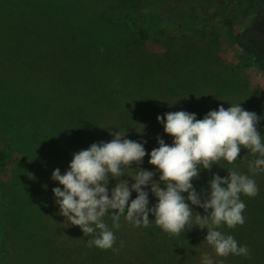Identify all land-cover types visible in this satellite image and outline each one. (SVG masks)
<instances>
[{"label": "rangeland", "instance_id": "1", "mask_svg": "<svg viewBox=\"0 0 264 264\" xmlns=\"http://www.w3.org/2000/svg\"><path fill=\"white\" fill-rule=\"evenodd\" d=\"M131 4L157 14L151 42L145 46L133 45L125 20L107 19L132 14ZM160 20L172 22V29L157 41L154 33ZM236 33L257 46L264 63V1L0 0V147L9 148L12 155L10 163L0 167V246L4 251L0 264H74L73 236L79 234L86 241L78 226L63 227L64 217L58 214L51 191L58 182L50 177L55 168L63 174L72 154L82 150L75 115L89 114L87 86L92 82L110 86L126 76L135 100L126 104L123 115L138 122V129L151 125L163 130L162 124L150 120L152 109L142 105L140 96L151 82H168L175 85L176 94L168 95L175 103L193 97L195 87L202 103L212 100L211 106L194 112L197 119L220 105L227 109L230 103H240L261 118L257 128L264 135V75L235 42ZM178 34L183 39L173 36ZM79 48L97 54L87 58L88 64L100 59L112 70L97 72L82 62L90 70L83 72L82 79L59 78L54 53ZM167 58H173L174 64L167 61L161 66L159 60ZM185 58L191 59L189 65L179 69L180 59ZM126 65L141 67L143 73L145 65H150L153 76L136 88L134 78L125 74ZM220 76L224 81L217 85ZM209 86L213 90L201 95V88ZM170 108L171 112H192L180 105ZM239 155L255 158L244 148ZM236 166L235 161L232 170ZM253 178L264 195V173ZM244 224L259 227L257 243L250 251L253 264H264V221L251 214Z\"/></svg>", "mask_w": 264, "mask_h": 264}, {"label": "clouds", "instance_id": "2", "mask_svg": "<svg viewBox=\"0 0 264 264\" xmlns=\"http://www.w3.org/2000/svg\"><path fill=\"white\" fill-rule=\"evenodd\" d=\"M156 119L172 138L170 144L157 136L158 147L149 152L146 140L128 139L126 131H112L108 126L104 128L112 136L110 141L93 142L74 152L63 174L59 168L53 169L50 178L58 182L51 189L53 203L64 217L63 227L78 226L85 236L92 237L88 247L113 251V229L120 228L121 217L138 228L154 222L173 236L195 227L206 229L203 241L216 258H251L246 245L219 229L243 225L246 205L240 197L253 198L259 193L253 177L264 173V135L257 128L261 118L240 103H230L227 109L220 105L209 110L201 119L185 110L165 112ZM136 131L142 134L143 127ZM241 148L255 157L248 162L251 175L236 170H227L223 177L212 173L206 194L197 190L193 180L200 178L202 170L220 166L221 161L234 163ZM146 155L148 164L155 166L153 170L140 166ZM156 173L158 179H154ZM110 179L116 181L113 187H109ZM150 194L155 198L151 205ZM192 206L203 209L204 214ZM106 216L112 221L111 229L104 221ZM201 264H223V260L204 253Z\"/></svg>", "mask_w": 264, "mask_h": 264}, {"label": "trees", "instance_id": "3", "mask_svg": "<svg viewBox=\"0 0 264 264\" xmlns=\"http://www.w3.org/2000/svg\"><path fill=\"white\" fill-rule=\"evenodd\" d=\"M131 8L135 9L132 14L126 13L122 15V17L117 15L114 17H107V19L111 21L125 20L127 23L126 26L130 30L133 45L137 47L145 46L151 42V26L153 20L157 17V14L145 7L142 9H136L134 4H131ZM12 24L13 23H11V25ZM156 26L158 29L155 30L154 38L158 41L161 40L166 34V30L172 29V22L160 20ZM168 36L171 35L168 34ZM173 36L183 39L181 34ZM27 37L31 36L28 35ZM234 40L242 52L251 58L254 65H256L264 75V63L257 46L251 42L242 40L240 33H236ZM92 54L96 53L91 52L87 48H79L78 50H59L58 52H55L54 59L59 71L58 77L65 79H82L83 72L87 71L89 73L90 71L88 67L82 64V62L86 63L90 68L96 67L97 72H104L107 70V72H109L112 70L111 66L109 67L106 63H102L100 59L99 62H95V65L88 64L86 60L89 57L93 58ZM173 60V58H167V60L160 59L159 62L162 63L161 66H164L168 62L173 65ZM188 60L187 58L184 60L180 59L181 64L179 69L183 66L189 65L191 59L188 58ZM133 66L134 65H126L125 74L134 78L136 88L140 81L148 82L151 80L153 75L151 70L152 67L150 65H145L146 72L144 73L142 72L141 67ZM157 70H162V68ZM140 75H142V78H140ZM209 81L210 80H208V82ZM216 81L218 85L224 81V77L220 76L216 79ZM126 82L127 79L125 76L118 80V82H116L114 85L112 84L110 86H104L105 84L102 82V84L92 82L89 84V86H87L91 93L88 94L86 102V106L90 110H87L89 114L86 116H81V114L77 113L75 115L74 122V128L76 129L79 137L78 144L81 145L80 147L82 149H86L93 142H98L101 140L106 142L110 141L112 136L109 134L108 128H104L108 126L112 128V131H126V138L128 139L137 141L141 139L146 140L147 143L144 145L146 151L150 152L154 147H158L156 137L160 134L157 132H163V130H157L151 125L149 127L143 125V133L141 134L136 131V129H141H138V122L126 120V118H124L125 116L123 115V112L125 110L126 104L129 101L132 103V101L135 100L132 95L133 92L131 89L130 91L128 90ZM168 84V82H164L153 85L151 82L149 86H146L141 90L140 100L142 101V105L144 107L147 106V108L152 109L150 120H153L154 123L158 122L156 119L157 115H163L165 112H170L171 106L175 107L180 105L186 107L187 109L190 108L192 112H195L196 110H204L212 104V100L206 104L199 100L197 95L199 92L195 91L196 87L192 92L193 97H189L182 100L181 102L175 103L173 98L171 99L168 97L170 92H172L171 94H176L174 92L176 90L175 85L169 84V86ZM186 85L187 83H184L180 87H184ZM201 89L203 91L201 95L204 92L213 90L211 89V86ZM139 90L140 89L135 90V92ZM150 98H153L154 100L152 103L148 101ZM156 99H159V101L156 102ZM169 104L172 105L170 106ZM80 119L82 120L79 123ZM146 121L149 122L148 119ZM143 123L146 122L144 121ZM158 124L160 123L158 122ZM153 126L155 125L153 124ZM88 136L91 137L89 138ZM171 139L172 138L164 140L166 143L170 144ZM11 158L12 155L10 149L7 147H0V167L9 164ZM148 159L149 157L146 155L144 157L143 164L140 166L149 170H153L155 166L148 164ZM248 159H250L249 156L240 158V155L238 154V158L236 160V171L249 173L248 162L250 160ZM132 167L135 168L136 165L133 164ZM227 170L232 171V164L221 161L220 166L214 164L211 170H202L200 173V178L198 180H193V184L198 191L203 190L206 194L208 187L207 182L211 179L212 173H216L223 177L227 175ZM158 176L159 173H156L154 179H158ZM128 179L129 183L133 182L131 181V178ZM115 183V180L110 179L109 187H113ZM132 198H135L134 192L132 194ZM240 198L246 205L245 212L243 213L245 219L251 214H255L264 221V195L262 192L259 191L258 195L253 198L247 197L245 195H241ZM149 200L150 205L155 203V198L152 197L151 194L149 195ZM192 207L201 215L204 214L203 209L198 208L197 206ZM149 218L152 219L151 215ZM104 221L111 229L112 221L110 217L106 216ZM1 224L2 219L0 211V226ZM120 225L121 226L119 229H113L116 236V241L113 245L115 251H113V249L102 250L95 246L88 247L87 241L92 238L91 236H86V241H84V239L79 234L73 236L74 244L71 247L70 253L74 259V264H201V256L204 253H208L209 255L213 256L214 259H222L223 264L254 263L252 260L253 256H251V258H245L242 256L230 255L226 258H216L213 249H211L207 243L203 241L204 237L206 236V229L200 230L193 227L190 231L186 230L180 235L173 236L163 232L154 224V222L146 228H138L126 222L124 218L121 217ZM258 229L259 227L255 229L254 227L245 226V224H243L237 225L233 229H228L226 226H222L219 230L227 234H231L237 240L238 244L246 245L250 249L251 245H254V242L257 243ZM86 250L87 252H85ZM3 252L4 251L0 246V256Z\"/></svg>", "mask_w": 264, "mask_h": 264}, {"label": "bare ground", "instance_id": "4", "mask_svg": "<svg viewBox=\"0 0 264 264\" xmlns=\"http://www.w3.org/2000/svg\"><path fill=\"white\" fill-rule=\"evenodd\" d=\"M88 128H89V127H88ZM89 130H90V129H89ZM89 130H88V131H89ZM83 131H84V130H83ZM85 131H86V130H85ZM90 131H91V130H90ZM91 132H92V131H91ZM89 134H90V133H89ZM89 134H88V135H89ZM88 137H89V136H88ZM90 137H91V136H90ZM90 137H89V138H90ZM87 141H88V140H87ZM85 144H86V143H85ZM78 146H79V145H78ZM80 146H81V145H80ZM136 231H137V230H136Z\"/></svg>", "mask_w": 264, "mask_h": 264}]
</instances>
